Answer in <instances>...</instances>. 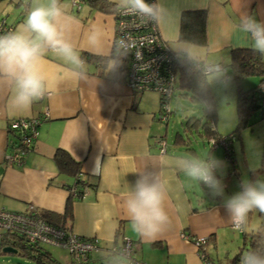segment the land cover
Returning <instances> with one entry per match:
<instances>
[{
    "label": "crops",
    "instance_id": "1",
    "mask_svg": "<svg viewBox=\"0 0 264 264\" xmlns=\"http://www.w3.org/2000/svg\"><path fill=\"white\" fill-rule=\"evenodd\" d=\"M107 1L109 4L101 9L92 6L90 0H80L79 8L70 0H59L64 13V38L84 63L78 67L61 55L47 51L43 64L47 91L40 100L28 108H17L12 84L0 80V210L26 212L28 206L33 205L40 212L64 213L68 187L74 177L57 171L52 156L61 148L80 163V178L85 182L84 196L70 199L72 216L66 222L77 236L97 240L98 247L89 255L90 264H129L127 258L119 259V254L110 249L126 239L130 241L132 258L143 264H200L199 248L181 233L207 237L208 258L230 262L238 252L230 260L221 261V258H212L211 251L219 234L225 231L233 235L225 201L236 193V186L228 184L230 177L224 178L228 182L220 183L222 194H215L217 189L200 181L202 186L211 188L212 193L208 198L196 193L194 179L182 170V166L191 161L187 154L195 155V151L175 144L174 134L172 145L167 147L166 122L158 119L159 95L152 90L132 91L124 82V76L116 75L111 56L114 53V10L121 3L120 0ZM40 2L47 4L48 0ZM155 2L160 34L177 52L186 53L189 49L188 43L178 39L181 12L205 9L207 39L206 44L200 46L203 50L197 60L221 66L229 62L231 49L251 47L250 34L241 30L244 19L253 17L264 23V0ZM32 6L33 0H0V19L11 27V32L15 31ZM94 33L99 37L96 45L89 41ZM84 54L108 60L101 65L83 58ZM217 71L223 73V80L228 79L224 70ZM254 77L253 86L259 85V77ZM30 117L40 119L38 134L20 163L10 162L6 157L12 152L17 136L8 124L14 119ZM179 147L187 154L180 152ZM211 150L209 147L205 161H211ZM229 162L228 173L237 175L235 161ZM213 168L220 182L222 168L214 163ZM141 176L159 182L165 191L164 208L169 219L154 239L133 230L126 209L128 193ZM237 189L243 191L241 183ZM244 226L245 223L240 229L242 234L259 229L246 231ZM53 252L56 255L48 251L53 259L52 262L47 260L48 264L70 263L71 256ZM108 255L119 258L98 262Z\"/></svg>",
    "mask_w": 264,
    "mask_h": 264
},
{
    "label": "clouds",
    "instance_id": "2",
    "mask_svg": "<svg viewBox=\"0 0 264 264\" xmlns=\"http://www.w3.org/2000/svg\"><path fill=\"white\" fill-rule=\"evenodd\" d=\"M120 3L132 13L154 15L155 6L146 0H120ZM63 16L59 0H48L47 4L33 0L24 22L15 31L0 35V80L12 84L17 108H28L45 95L47 85L43 64L47 51L61 55L78 67L83 65L73 45L64 38ZM241 30L250 34L251 47L264 54V23L246 17ZM89 41L98 44V34L90 36ZM182 170L191 178L217 189L215 194H222L220 182L213 174L212 162L193 158L182 166ZM242 187L243 191L225 201L234 230L247 221L250 212L264 213V181H244ZM164 200L165 191L159 182L150 181L147 176L136 180L125 202L135 232L154 239L162 231L169 219ZM240 264H264V255L245 251Z\"/></svg>",
    "mask_w": 264,
    "mask_h": 264
},
{
    "label": "built area",
    "instance_id": "3",
    "mask_svg": "<svg viewBox=\"0 0 264 264\" xmlns=\"http://www.w3.org/2000/svg\"><path fill=\"white\" fill-rule=\"evenodd\" d=\"M70 2L79 8L80 0H70ZM146 2L155 6L152 17L132 13L122 5L116 6L112 45L115 55L126 65L124 82L135 92L143 90L157 92L162 99V111L158 119L166 122L169 113L167 101L176 88V72L174 71L176 53L168 46L158 29L155 0H146ZM8 32H11V27L5 23L4 19H0V35ZM194 65L205 73L220 69L219 64L202 60H196ZM258 93L261 96V105L264 107V83L258 85ZM39 123L40 119L35 117L18 118L9 122L8 127L17 134L12 152L6 157L10 162L20 163L38 134ZM233 136L234 134H226L212 137L207 140V143L211 149L217 145L226 147ZM163 149L164 140L161 141V150ZM71 192L75 193L74 187L71 188ZM85 192L86 188H83L82 197ZM241 228L242 225L239 230ZM6 231L21 234L31 244L39 243L68 249L71 256L69 264H90V252L98 247L97 240L94 238H81L70 229L57 227L47 222L33 205H29L26 212L1 209L0 235ZM181 236L192 240L199 248L198 253L203 264H240L242 253L230 262L213 261L206 255L207 237L189 236L185 233H181ZM110 249L120 257L127 258L129 264H143L132 258L130 241L127 239L123 240L121 245Z\"/></svg>",
    "mask_w": 264,
    "mask_h": 264
},
{
    "label": "trees",
    "instance_id": "4",
    "mask_svg": "<svg viewBox=\"0 0 264 264\" xmlns=\"http://www.w3.org/2000/svg\"><path fill=\"white\" fill-rule=\"evenodd\" d=\"M90 4L92 6H99V8L103 9L107 4H109V1L90 0ZM178 39L180 42L192 43L198 46H204L206 44L205 9H192L181 12ZM174 52L176 53L174 71L176 72V82L178 87L184 88L186 92H189L191 94L190 99L192 101H201L205 104V108L203 110L205 121L197 119L194 116H189L185 123V129L187 131H184H189V133L195 131L206 140L212 137L222 136L215 128L216 103L211 94L210 85L206 77L208 73H205L195 67V58L189 57L185 52ZM111 56L114 57L116 75L120 78L123 77L126 71L125 63L117 57L115 53H112ZM82 57L91 62H98L101 65H104V62L108 60L106 57L93 54H84ZM219 67V70L222 69L225 72L226 69H229L230 77L235 80L237 84L236 113L238 125L236 131L240 127H245L248 124L249 117L254 113L258 112L262 117H264V107L261 105V96L258 93V85L244 89L241 84V79L248 75L258 76L260 83H264V54L254 50L252 47H236L231 49L230 61L225 65H219ZM159 101L160 113L162 111V99L160 97ZM173 140L177 145L188 146L187 138H184L181 133H175ZM223 150L231 163H233L234 157L232 154L231 143H229L226 147L224 146ZM52 158L57 171L59 173L73 176L74 181L73 184L68 187L69 197L62 215H55L40 211L39 214L47 222L57 227L70 229V226L66 222L67 220H70L72 216L70 199L74 197H81L85 182L80 178V163L73 159L67 151L57 148L54 151ZM259 174H264V149H262L259 166L250 170L251 178ZM73 187L75 188L74 194L71 192V188ZM6 244H11L12 246L18 248L21 255L35 260L38 264H48L47 260L50 262L53 260L48 251L41 247V244H31L17 232L6 231L0 235V254L5 253L1 251V247ZM246 244H248V247H246ZM243 247H245L246 251H253L259 255H264V230L259 228L249 233H243V245L234 259L242 252L241 249Z\"/></svg>",
    "mask_w": 264,
    "mask_h": 264
},
{
    "label": "rangeland",
    "instance_id": "5",
    "mask_svg": "<svg viewBox=\"0 0 264 264\" xmlns=\"http://www.w3.org/2000/svg\"><path fill=\"white\" fill-rule=\"evenodd\" d=\"M184 43V42H183ZM186 44V43H185ZM188 50H185L189 57L198 59V56L202 53V47L188 43ZM115 53V51H114ZM230 61V56L229 60ZM111 65V64H110ZM228 75L227 80H223V73L221 71H211L206 77L210 85L211 94L216 103V124L215 128L220 135L233 134L231 139V146L233 149V157L236 165L237 175L228 173V167L230 165L229 160L224 155L222 145H217L212 148V158L210 159L217 168H222L220 183H224L225 179L230 177L228 184L236 186V193H238L237 186L244 181L255 182L257 180L264 181V174H259L255 177L250 176V169L258 167L260 163V156L262 146H264V118H261L260 113L251 115L249 117L248 125L240 127L237 131V113H236V102H237V89L236 82L230 77V70L226 69L225 72ZM244 79V81H242ZM241 79V84L244 89L253 87L254 76L248 75ZM175 89L172 96L168 99V110L166 120V131H165V142L167 147L169 144L172 145V136L175 133H181L184 138L188 140V146L195 151V155L187 154L183 147H179V151L186 153L192 160L193 158L198 160H204L209 150V145L203 136H200L197 132L192 131L191 133L185 132L186 121L189 116H194L197 119L205 121L203 110L205 104L201 101H192L191 94L186 92L184 88H179L177 82L175 83ZM154 94H157V92ZM165 122V121H163ZM194 130V129H193ZM187 131V130H186ZM228 174V175H227ZM231 174V175H230ZM195 191L202 197L208 198V195L212 193L211 188H207L200 184L199 180L194 179ZM236 193H233L236 194ZM259 227L264 230V213H260L258 210H254L249 213L247 221L245 222L244 229L249 231L250 229H256ZM233 235L227 234L225 231L219 234L217 237V244L212 247L211 255L212 258H221V261L230 260L242 247L243 245V234L240 230H234L231 228ZM41 247L45 250L51 251L53 255H56L53 250L63 253L64 257L69 256L68 249L59 246H52L41 244ZM248 247V244H246ZM243 254L246 249H241ZM112 256V257H111ZM106 256L105 258L98 259V262L104 263L105 261L115 260L119 258L117 255ZM115 257V258H114ZM114 258V259H113ZM119 259H123L120 257ZM124 260V259H123ZM200 264H203L201 259ZM116 261V260H115ZM0 264H38L35 260L23 256L19 253H4L0 254Z\"/></svg>",
    "mask_w": 264,
    "mask_h": 264
},
{
    "label": "water",
    "instance_id": "6",
    "mask_svg": "<svg viewBox=\"0 0 264 264\" xmlns=\"http://www.w3.org/2000/svg\"><path fill=\"white\" fill-rule=\"evenodd\" d=\"M1 251L5 253H15L17 252V249L12 247L11 245H4L1 247Z\"/></svg>",
    "mask_w": 264,
    "mask_h": 264
}]
</instances>
